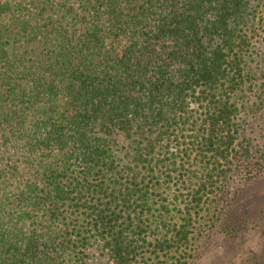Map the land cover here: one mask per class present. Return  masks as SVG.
Wrapping results in <instances>:
<instances>
[{"label": "trees", "instance_id": "trees-1", "mask_svg": "<svg viewBox=\"0 0 264 264\" xmlns=\"http://www.w3.org/2000/svg\"><path fill=\"white\" fill-rule=\"evenodd\" d=\"M263 134L264 0H0V264H192L209 205L246 231Z\"/></svg>", "mask_w": 264, "mask_h": 264}, {"label": "rangeland", "instance_id": "rangeland-1", "mask_svg": "<svg viewBox=\"0 0 264 264\" xmlns=\"http://www.w3.org/2000/svg\"><path fill=\"white\" fill-rule=\"evenodd\" d=\"M253 190L249 195L246 194L241 198L243 204L239 205L238 212L245 211L250 219L246 225V231L238 238L228 240L213 234L219 221L218 211L224 205H209V209L205 208L199 216L193 218V232L190 235L191 243L187 253L195 255L196 251L201 250V252L194 258L192 264H264V180L255 184ZM158 194L163 199L171 197L169 192L159 191ZM254 195L256 196L252 199ZM155 201L160 202L157 198ZM182 207L183 205H149V209L145 208L142 218L153 231L149 236L152 238L164 235L163 223L168 224L171 220L181 223L183 216L177 210H182ZM136 210L140 212L139 208ZM201 255L202 257L197 260L196 258ZM178 259L179 263L176 260H173V263L182 264L192 261L186 254ZM154 263L155 259L146 252L135 264ZM89 264L107 263L105 257L93 249L89 254Z\"/></svg>", "mask_w": 264, "mask_h": 264}]
</instances>
